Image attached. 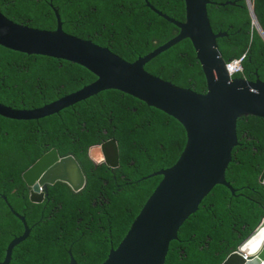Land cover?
Listing matches in <instances>:
<instances>
[{
  "label": "trees",
  "instance_id": "1",
  "mask_svg": "<svg viewBox=\"0 0 264 264\" xmlns=\"http://www.w3.org/2000/svg\"><path fill=\"white\" fill-rule=\"evenodd\" d=\"M186 23V0H0V11L15 23L54 32L58 10L63 31L136 63L165 46L180 29L152 11ZM214 32L230 64L246 56L235 76L264 82V38L254 25L248 0H209ZM234 3L233 5H227ZM264 31V0H252ZM146 70L164 81L208 93V81L192 42L186 40L153 60ZM97 78L66 61L28 56L0 46V104L36 110L93 84ZM239 146L227 172L237 191L216 187L172 243L166 264H224L264 220V119L246 116L238 124ZM116 140L120 167L96 165L90 150ZM188 145L186 129L174 118L120 91H107L39 121L0 117V264L24 226L29 238L15 248L11 264H104L128 236L163 177ZM52 150L80 163L87 186L48 187L32 203L23 174ZM94 154V152H93ZM94 157V156H93ZM6 198V201L4 200ZM9 205H8V204Z\"/></svg>",
  "mask_w": 264,
  "mask_h": 264
},
{
  "label": "water",
  "instance_id": "2",
  "mask_svg": "<svg viewBox=\"0 0 264 264\" xmlns=\"http://www.w3.org/2000/svg\"><path fill=\"white\" fill-rule=\"evenodd\" d=\"M248 3L254 25L264 38L252 0H248ZM147 4L181 32L174 40L136 63L122 59L107 48L66 34L60 14L52 5L57 20V30L54 32L25 27L0 11V46L28 56L73 63L97 78L96 82L82 90L40 109L15 110L0 104V117L12 121H39L103 92L120 91L174 118L188 133V145L178 164L149 177H163L164 180L121 246L112 251L104 264H166L172 243L179 240L183 226L198 213L213 190L223 186L234 195L237 193L227 180V172L233 162L234 151L239 146V120L246 116L264 119V82L258 80L252 83L229 74L228 63L218 44L220 39L228 35L214 32L209 15L212 3L209 0H186V23L165 15L148 1ZM186 40L194 45L206 75L208 93L205 95L180 88L146 70L153 60ZM93 152L99 156L97 160L93 158ZM90 157L98 166L107 165L111 169H118V142L112 140L92 148ZM51 160L52 163L43 168ZM67 161L73 163L79 175L77 183L70 178L69 172L68 177L51 175L57 166ZM41 169L36 179H32L31 174ZM23 180L30 189V200L35 204L43 203L48 187L57 183L67 184L75 193L82 192L87 186V178L80 163L73 156L60 157L57 150L41 158L23 174ZM260 182L264 186V174ZM9 208L23 224L24 233L9 245L1 264H11L15 248L24 243L31 233L25 218ZM263 231L264 220L224 264H264V243L258 249L252 245ZM70 254V264H79Z\"/></svg>",
  "mask_w": 264,
  "mask_h": 264
},
{
  "label": "bare ground",
  "instance_id": "3",
  "mask_svg": "<svg viewBox=\"0 0 264 264\" xmlns=\"http://www.w3.org/2000/svg\"><path fill=\"white\" fill-rule=\"evenodd\" d=\"M227 70H228L229 74L232 76V75H233V70H231V69L229 70L228 68H227ZM92 156H93V155H92ZM93 158H94V157H93ZM50 163H52V160L46 162V163L44 164L43 168H44V167H47V165H49ZM43 168H42V169H43ZM42 169L39 170V171H35V172H33V173L31 174V178H32V179H36L38 173H39L40 171H42ZM68 172H69V174H70V178H71V179H74V181H76V183H77V181H79V175H78L77 172H75L73 163H71V162H69V161H67L66 163H64L62 166H60V165L57 166V167L51 172V175H52V176H64V175H65L66 177H68V175H69ZM263 243H264V231H263V234H262L258 239H256V240L252 243V245H253L256 249H258V248L262 247Z\"/></svg>",
  "mask_w": 264,
  "mask_h": 264
},
{
  "label": "built area",
  "instance_id": "4",
  "mask_svg": "<svg viewBox=\"0 0 264 264\" xmlns=\"http://www.w3.org/2000/svg\"><path fill=\"white\" fill-rule=\"evenodd\" d=\"M246 60V56L243 58L236 60L230 64L227 65V68L230 70H233V75L232 77H235L238 74H241L244 72V62Z\"/></svg>",
  "mask_w": 264,
  "mask_h": 264
},
{
  "label": "rangeland",
  "instance_id": "5",
  "mask_svg": "<svg viewBox=\"0 0 264 264\" xmlns=\"http://www.w3.org/2000/svg\"><path fill=\"white\" fill-rule=\"evenodd\" d=\"M93 156H94V159H95V160H97V159L99 158V156L97 155L96 152H94Z\"/></svg>",
  "mask_w": 264,
  "mask_h": 264
}]
</instances>
